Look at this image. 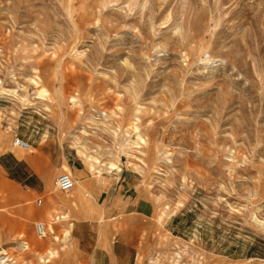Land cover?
Masks as SVG:
<instances>
[{
	"label": "rangeland",
	"instance_id": "rangeland-1",
	"mask_svg": "<svg viewBox=\"0 0 264 264\" xmlns=\"http://www.w3.org/2000/svg\"><path fill=\"white\" fill-rule=\"evenodd\" d=\"M5 258L264 264V0H0Z\"/></svg>",
	"mask_w": 264,
	"mask_h": 264
},
{
	"label": "built area",
	"instance_id": "built-area-1",
	"mask_svg": "<svg viewBox=\"0 0 264 264\" xmlns=\"http://www.w3.org/2000/svg\"><path fill=\"white\" fill-rule=\"evenodd\" d=\"M14 145L23 150H28L30 148L29 143L20 138L15 139ZM55 185L60 191L68 192L74 188V180L69 174L63 173L56 177ZM35 232H36V236L39 239H43L47 236V229L43 223H37L35 225ZM9 263L10 261H8L7 258L0 261V264H9Z\"/></svg>",
	"mask_w": 264,
	"mask_h": 264
},
{
	"label": "crops",
	"instance_id": "crops-1",
	"mask_svg": "<svg viewBox=\"0 0 264 264\" xmlns=\"http://www.w3.org/2000/svg\"><path fill=\"white\" fill-rule=\"evenodd\" d=\"M81 171L82 170H80V169H78V170H74V175L76 176V177H81ZM125 173H124V171L122 170L121 171V173L120 174H113L110 178H109V181H108V183H109V186H108V188H107V195H109V197H121V193H122V191L124 190V187H123V185H124V183L126 182V177H125V175H124ZM117 176V177H114V176ZM127 192V191H126ZM125 211L126 212H128L129 211V204L128 203H126V205H125Z\"/></svg>",
	"mask_w": 264,
	"mask_h": 264
},
{
	"label": "bare ground",
	"instance_id": "bare-ground-1",
	"mask_svg": "<svg viewBox=\"0 0 264 264\" xmlns=\"http://www.w3.org/2000/svg\"><path fill=\"white\" fill-rule=\"evenodd\" d=\"M110 168H111V169H115V165L111 164V165H110ZM52 232H54L53 229H52Z\"/></svg>",
	"mask_w": 264,
	"mask_h": 264
}]
</instances>
